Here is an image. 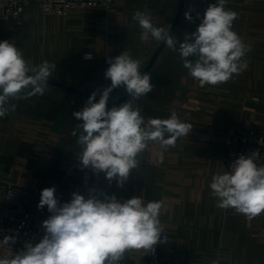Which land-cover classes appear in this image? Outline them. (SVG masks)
<instances>
[{
  "label": "crops",
  "instance_id": "obj_1",
  "mask_svg": "<svg viewBox=\"0 0 264 264\" xmlns=\"http://www.w3.org/2000/svg\"><path fill=\"white\" fill-rule=\"evenodd\" d=\"M181 0H116L110 11L72 10L67 15H45L36 0L26 7L20 21L0 25V41L9 40L30 65L47 60L56 71L49 79L90 95L110 85L105 78V56L129 52L144 71L163 41L140 39L141 29L132 19L136 11L150 14L157 27L170 31ZM216 0H187L174 33L176 50L165 46L149 71L153 90L135 103L147 121L167 119L176 112L193 126L188 136L166 147L161 166L138 156L122 187L103 172L84 168L79 160L82 130L73 113L82 110L87 98L48 85L44 95L11 100L15 111L0 118V209L8 185L19 192L17 203L31 209L39 222L51 214L38 209L41 192L54 187L58 201L70 202L72 193L86 198L89 190L127 200L134 196L162 204L160 222L168 241L162 245L164 264H264V213L248 218L234 209H219L211 195L212 177L226 171L225 142L232 126H246L264 135V0H227L226 8L238 13L235 31L251 50L248 67L239 76L219 85L200 87L182 66L179 43L193 33L209 4ZM190 12L193 19H185ZM84 53H93L92 60ZM194 59V58H190ZM123 87L110 94L108 103L126 95ZM126 102V101H124ZM73 131L77 135L73 136ZM169 134L165 133V138ZM160 145L149 142L148 145ZM161 146V145H160ZM84 172L92 175L90 188L81 187ZM149 253V252H148ZM148 253L131 250L128 263H145ZM7 253H2L4 256Z\"/></svg>",
  "mask_w": 264,
  "mask_h": 264
},
{
  "label": "clouds",
  "instance_id": "obj_2",
  "mask_svg": "<svg viewBox=\"0 0 264 264\" xmlns=\"http://www.w3.org/2000/svg\"><path fill=\"white\" fill-rule=\"evenodd\" d=\"M226 4L227 0H216L202 17L197 13L198 27L179 43L182 66L202 88L226 83L248 67L245 57L251 45L233 31L238 13L227 9ZM132 19L142 30V41L151 36L176 50L178 41L174 35L155 26L149 13L136 11ZM185 19H193L190 12H185ZM108 63L104 75L110 85L100 92L98 102L97 92H93L73 116L81 121L76 127L82 130L77 141L82 146L78 155L82 166L103 172L109 183L115 180L122 187L132 170L138 168V156L149 142L174 147L193 126L181 121L176 112L167 119L146 121L135 102L153 90L150 74H142L140 60L129 52L109 58ZM54 71L55 63L44 60L32 66L15 43L0 41V118L15 111L11 100L44 95ZM121 87L130 98L108 108L110 94ZM72 135H77L76 131ZM210 189L219 209L231 208L248 218L264 213V165L256 163L254 153L240 156L230 171L214 175ZM55 192L54 187L43 189L37 205L38 209L47 206L51 214L42 222L43 238L35 244H25L19 252L0 256V264H120L126 252L148 253L160 243L159 201L146 202L140 196L121 200L107 194L100 198L90 189L87 198L73 192L70 202L61 204ZM10 243L15 240L5 237L0 246Z\"/></svg>",
  "mask_w": 264,
  "mask_h": 264
},
{
  "label": "built area",
  "instance_id": "obj_3",
  "mask_svg": "<svg viewBox=\"0 0 264 264\" xmlns=\"http://www.w3.org/2000/svg\"><path fill=\"white\" fill-rule=\"evenodd\" d=\"M32 0H0V25L3 21H20L24 16L26 7ZM45 15L63 16L72 10H97L110 11L115 6L116 0H36ZM93 53H84V58L92 60ZM114 55L107 54L105 63L107 68L109 58ZM166 147L160 145H148L145 149L146 162L161 166L166 160ZM254 153V159L258 165H264V135L251 127L232 126L228 130L225 142V164L226 171H230L231 165L240 156H249ZM92 183V175L84 172L81 177V187L88 189ZM19 190L8 185L4 196V204L0 209V241L5 237H12L15 243L0 246L2 253H16L21 251L25 244H35L45 235L42 223L38 221L30 208L17 203ZM168 237L160 235V243L154 250L148 253L145 263H128L124 258L120 264H164L162 256V245L167 243Z\"/></svg>",
  "mask_w": 264,
  "mask_h": 264
},
{
  "label": "water",
  "instance_id": "obj_4",
  "mask_svg": "<svg viewBox=\"0 0 264 264\" xmlns=\"http://www.w3.org/2000/svg\"><path fill=\"white\" fill-rule=\"evenodd\" d=\"M186 2H187V0H181L180 1L176 18H175L174 23L172 24V26L170 28V34L171 35H174V33H175V31H176L179 23H180V20H181V17H182L183 10H184V7H185ZM164 48H165V44H164V42H162L160 44V46L156 49L155 53L153 54L152 58L150 59L149 63L145 67V69L142 72V74L143 73H149L150 69L152 68V66L154 65V63L156 62L158 56L160 55V53L162 52V50ZM48 85H51V86H54V87H58V88H61V89H65V90L71 91V92L76 93V94H78V95H80L82 97H85L87 99L90 96V94L87 93V92H84V91H82L80 89H77L75 87H72L70 85H67V84H64V83H61V82L52 80V79H49ZM129 98H130V96L128 94H126V95L120 97L119 99L113 101L112 103H108L107 107L108 108H111L114 105H119L120 103H123L124 101H127ZM98 100L99 99L96 98V101L95 102H98Z\"/></svg>",
  "mask_w": 264,
  "mask_h": 264
}]
</instances>
